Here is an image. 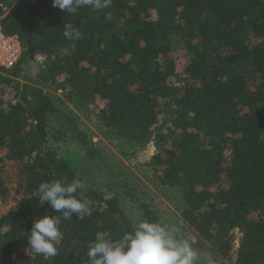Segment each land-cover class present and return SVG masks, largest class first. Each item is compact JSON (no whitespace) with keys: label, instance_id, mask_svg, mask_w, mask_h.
I'll list each match as a JSON object with an SVG mask.
<instances>
[{"label":"trees","instance_id":"trees-1","mask_svg":"<svg viewBox=\"0 0 264 264\" xmlns=\"http://www.w3.org/2000/svg\"><path fill=\"white\" fill-rule=\"evenodd\" d=\"M0 5L3 33L22 47L18 63L0 70V149L20 179L9 197L0 174V203H15L0 213V264H90L98 235L120 242L138 220L160 221L126 181L119 192L86 181L98 150L29 84L58 73L74 100L102 101L101 126L138 150L153 143L149 163L163 167L159 184L178 196L198 242L232 264H264V0H111L76 15L51 0ZM66 23L79 38L64 37ZM57 140L85 147L84 159L58 152ZM57 179L84 182L92 212L62 221L55 256L37 255L28 246L34 219L60 215L40 203L38 185Z\"/></svg>","mask_w":264,"mask_h":264},{"label":"rangeland","instance_id":"rangeland-1","mask_svg":"<svg viewBox=\"0 0 264 264\" xmlns=\"http://www.w3.org/2000/svg\"><path fill=\"white\" fill-rule=\"evenodd\" d=\"M35 61L40 64L43 58L37 57ZM32 80L36 81L30 80L29 84L38 86L47 92L54 108L72 117L79 129L86 133L88 139L98 150L99 155L91 160V166H84L87 171L85 175L88 174L86 181L89 184L96 187L108 185L119 192L122 180L126 181L130 186L138 188L141 195L138 196L139 194L136 193L138 198L151 205L165 226L178 230L177 238L187 240L196 250L198 256L196 264H232L230 260L220 258L214 250H207L201 242H198L195 231L182 219L180 210L176 208L178 196L174 191H169L168 188L159 184L163 167H153L149 163L155 153L152 142H149L144 149L138 150L124 137L101 126L96 113L103 107L102 101L87 96L74 100L73 87H69L66 74L58 73L52 79H38L37 81L36 78H32ZM0 96H4V92L3 95L0 93ZM53 124V128L58 125L57 122ZM51 145L58 152L63 151L66 156L73 157L75 163L85 157V147L75 142L57 140L51 141ZM3 156L4 152L0 149V174L8 196L11 197L19 188V166ZM86 162L80 163L79 166L85 165ZM14 205L13 200L9 203H0V213L13 209ZM232 237V245L236 247L237 230L233 231ZM231 255L233 256L232 252Z\"/></svg>","mask_w":264,"mask_h":264},{"label":"clouds","instance_id":"clouds-1","mask_svg":"<svg viewBox=\"0 0 264 264\" xmlns=\"http://www.w3.org/2000/svg\"><path fill=\"white\" fill-rule=\"evenodd\" d=\"M52 6L68 15H76L78 9L106 8L111 0H51ZM4 15V11H3ZM66 39L79 38L80 32L72 23L63 27ZM40 203H47L55 213L34 219L28 246L34 254L48 257L57 254L56 244L61 239L62 221L74 214L91 215V201L83 198L87 191L80 179L72 181L51 180L38 185ZM80 196H77V193ZM177 229H170L160 221L138 220L133 229L125 232L120 242H114L100 234L89 245L87 256L90 264H196L197 252L187 240L177 238Z\"/></svg>","mask_w":264,"mask_h":264},{"label":"built area","instance_id":"built-area-1","mask_svg":"<svg viewBox=\"0 0 264 264\" xmlns=\"http://www.w3.org/2000/svg\"><path fill=\"white\" fill-rule=\"evenodd\" d=\"M0 5V70L14 66L20 60L22 54L21 43L17 36L3 33L1 19L3 17Z\"/></svg>","mask_w":264,"mask_h":264}]
</instances>
